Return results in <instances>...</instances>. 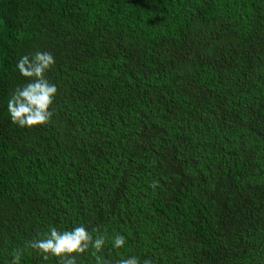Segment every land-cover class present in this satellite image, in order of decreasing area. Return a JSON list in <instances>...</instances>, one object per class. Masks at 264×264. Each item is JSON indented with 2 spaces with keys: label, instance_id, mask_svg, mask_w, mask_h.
Instances as JSON below:
<instances>
[{
  "label": "trees",
  "instance_id": "obj_1",
  "mask_svg": "<svg viewBox=\"0 0 264 264\" xmlns=\"http://www.w3.org/2000/svg\"><path fill=\"white\" fill-rule=\"evenodd\" d=\"M37 51L55 114L21 128ZM80 224L127 238L113 259L264 264V0H0V264Z\"/></svg>",
  "mask_w": 264,
  "mask_h": 264
},
{
  "label": "clouds",
  "instance_id": "obj_2",
  "mask_svg": "<svg viewBox=\"0 0 264 264\" xmlns=\"http://www.w3.org/2000/svg\"><path fill=\"white\" fill-rule=\"evenodd\" d=\"M55 63V57L47 51H37L20 58L16 68L29 82L16 87L7 101V110L13 124L31 128L52 122L55 109L51 106L58 88L47 79L46 74ZM158 186V180H152L149 184L153 190ZM37 237L26 241L23 247L14 248L10 264H21V258L27 250H31L29 255L37 253L43 261L55 258L56 264H77L78 257L86 253H90L94 264H153L150 258L141 261L135 255L124 256L122 253L118 258H111L112 250L124 248L127 238L119 232L109 237L106 229L101 234L99 227L89 231L85 225L80 224L71 230H58L49 225L48 230L37 233ZM109 242L111 248L108 257H105L104 249Z\"/></svg>",
  "mask_w": 264,
  "mask_h": 264
}]
</instances>
